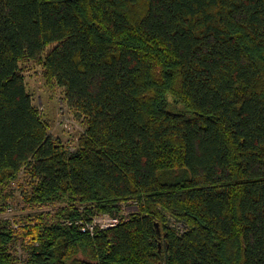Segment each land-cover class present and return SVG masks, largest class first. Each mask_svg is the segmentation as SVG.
<instances>
[{"label": "trees", "instance_id": "1", "mask_svg": "<svg viewBox=\"0 0 264 264\" xmlns=\"http://www.w3.org/2000/svg\"><path fill=\"white\" fill-rule=\"evenodd\" d=\"M27 62L82 120L76 151ZM22 173L0 264H264V0H0V215ZM122 204L92 237L65 224Z\"/></svg>", "mask_w": 264, "mask_h": 264}, {"label": "rangeland", "instance_id": "2", "mask_svg": "<svg viewBox=\"0 0 264 264\" xmlns=\"http://www.w3.org/2000/svg\"><path fill=\"white\" fill-rule=\"evenodd\" d=\"M24 81L27 92L31 95L33 106L39 111L43 121L49 128L50 135L57 139L66 149L71 152L76 151L78 139L83 134L82 120L76 119L72 110L68 107L64 93L55 88L51 91L45 84L43 78V70L40 65L35 62H27L22 66ZM25 174H21L19 181L14 185L15 197L17 203L13 207L12 212L9 214L3 213L0 219L17 220L20 216L31 213L33 210L24 209L21 191L27 186ZM123 216L124 212H132L135 210L133 204H122ZM39 211H48L47 208L42 207ZM19 251L16 253L19 256ZM21 255V254H20Z\"/></svg>", "mask_w": 264, "mask_h": 264}, {"label": "built area", "instance_id": "3", "mask_svg": "<svg viewBox=\"0 0 264 264\" xmlns=\"http://www.w3.org/2000/svg\"><path fill=\"white\" fill-rule=\"evenodd\" d=\"M136 209V207H134ZM12 212V208L8 207L6 214ZM133 212V211H132ZM132 212H124L123 217L110 216L108 214L97 215L90 220L78 218L75 220H66L65 224L77 227L81 232L87 233L91 237L95 235L98 230H106L119 224L122 220H128V215Z\"/></svg>", "mask_w": 264, "mask_h": 264}, {"label": "bare ground", "instance_id": "4", "mask_svg": "<svg viewBox=\"0 0 264 264\" xmlns=\"http://www.w3.org/2000/svg\"><path fill=\"white\" fill-rule=\"evenodd\" d=\"M138 204H139V203H138ZM120 207H121V206H120ZM36 208H37V207H36ZM36 208H35V209H36ZM138 208H139V207H138ZM62 209H63V208H62ZM57 211H58V210H57ZM63 220H64V219H63ZM19 222H20V221H19ZM178 222H179V221H178ZM170 223H171V222H170ZM167 224H168V223H167ZM184 225H185V224H184ZM169 227H170V226H169ZM181 228H182V227H181ZM179 229H180V227H179ZM184 231H185V230H184ZM182 234H183V233H182Z\"/></svg>", "mask_w": 264, "mask_h": 264}, {"label": "water", "instance_id": "5", "mask_svg": "<svg viewBox=\"0 0 264 264\" xmlns=\"http://www.w3.org/2000/svg\"><path fill=\"white\" fill-rule=\"evenodd\" d=\"M156 226H157V231L159 232L158 224H156Z\"/></svg>", "mask_w": 264, "mask_h": 264}]
</instances>
